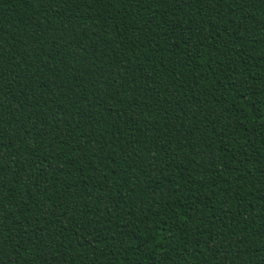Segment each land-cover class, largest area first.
<instances>
[{
	"label": "trees",
	"instance_id": "obj_1",
	"mask_svg": "<svg viewBox=\"0 0 264 264\" xmlns=\"http://www.w3.org/2000/svg\"><path fill=\"white\" fill-rule=\"evenodd\" d=\"M0 264H264V0H0Z\"/></svg>",
	"mask_w": 264,
	"mask_h": 264
}]
</instances>
